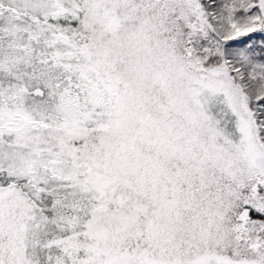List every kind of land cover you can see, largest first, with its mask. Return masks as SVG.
Listing matches in <instances>:
<instances>
[{"label":"snow or ice","instance_id":"obj_1","mask_svg":"<svg viewBox=\"0 0 264 264\" xmlns=\"http://www.w3.org/2000/svg\"><path fill=\"white\" fill-rule=\"evenodd\" d=\"M0 264H264V0H0Z\"/></svg>","mask_w":264,"mask_h":264}]
</instances>
